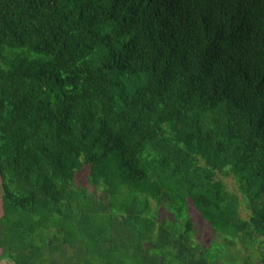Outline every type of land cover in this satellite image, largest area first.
<instances>
[{
    "label": "trees",
    "instance_id": "trees-1",
    "mask_svg": "<svg viewBox=\"0 0 264 264\" xmlns=\"http://www.w3.org/2000/svg\"><path fill=\"white\" fill-rule=\"evenodd\" d=\"M0 181L13 264H264V0H0Z\"/></svg>",
    "mask_w": 264,
    "mask_h": 264
},
{
    "label": "rangeland",
    "instance_id": "rangeland-1",
    "mask_svg": "<svg viewBox=\"0 0 264 264\" xmlns=\"http://www.w3.org/2000/svg\"><path fill=\"white\" fill-rule=\"evenodd\" d=\"M90 167L85 166L75 177V186L77 188L86 189L89 195H96L99 199L104 192L102 184H91L89 181ZM218 180L226 185L229 192L239 194L237 183L232 176H227L225 173H218ZM3 195L2 184L0 181V199ZM241 215L243 218H248V209L241 198ZM151 214L156 217L159 223L169 224L174 231H180L179 226L181 222H176L174 217L169 213L166 208V203L159 204L157 201L151 202ZM188 215L193 224L194 235L193 243L199 247L207 248L210 254L216 255L220 264L224 263H247L259 264L258 254L249 248H243L241 245L232 246L226 244L223 238L215 235L207 222L203 221L198 212L192 206L188 207ZM221 248L219 252L218 248ZM215 248L217 250H215ZM226 254V255H223Z\"/></svg>",
    "mask_w": 264,
    "mask_h": 264
},
{
    "label": "crops",
    "instance_id": "crops-1",
    "mask_svg": "<svg viewBox=\"0 0 264 264\" xmlns=\"http://www.w3.org/2000/svg\"><path fill=\"white\" fill-rule=\"evenodd\" d=\"M0 264H13V263L9 259L0 256Z\"/></svg>",
    "mask_w": 264,
    "mask_h": 264
}]
</instances>
